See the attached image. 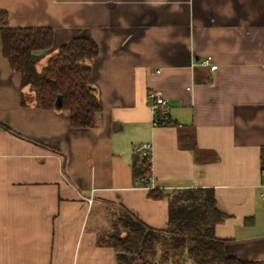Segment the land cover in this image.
I'll use <instances>...</instances> for the list:
<instances>
[{
  "label": "crops",
  "instance_id": "crops-1",
  "mask_svg": "<svg viewBox=\"0 0 264 264\" xmlns=\"http://www.w3.org/2000/svg\"><path fill=\"white\" fill-rule=\"evenodd\" d=\"M0 12L8 28L53 31L41 60L93 40L100 105L87 129L37 108L0 38V264H116L97 236L119 207L162 230L168 201L150 189L195 188L212 189L227 214L214 229L224 254L264 264V0H0ZM153 90L175 126H153ZM141 143L150 189L133 177Z\"/></svg>",
  "mask_w": 264,
  "mask_h": 264
},
{
  "label": "trees",
  "instance_id": "trees-1",
  "mask_svg": "<svg viewBox=\"0 0 264 264\" xmlns=\"http://www.w3.org/2000/svg\"><path fill=\"white\" fill-rule=\"evenodd\" d=\"M1 52L12 71L20 76V85L29 91L39 109H55L69 114L71 128L95 126L100 105L91 81L90 62L97 56V45L89 38L77 37L60 46L44 66L37 68L41 57L37 51L50 50L53 31L50 28H18L6 26V14L0 12ZM24 102L25 96L21 95ZM159 118L156 126H169ZM0 129L7 130L2 124ZM133 177H150V165L133 155ZM260 166L264 169V146L260 148ZM145 186L146 182H142ZM149 197L167 199L168 223L155 230L119 207L109 231L97 236V244L113 249L116 264H243L224 254V241L214 234L215 226L227 214L216 206L212 189H183L163 192L150 189Z\"/></svg>",
  "mask_w": 264,
  "mask_h": 264
},
{
  "label": "built area",
  "instance_id": "built-area-1",
  "mask_svg": "<svg viewBox=\"0 0 264 264\" xmlns=\"http://www.w3.org/2000/svg\"><path fill=\"white\" fill-rule=\"evenodd\" d=\"M200 64L208 67L210 70H215L216 66L211 62L210 57H206L200 61ZM148 99L150 102L151 116L153 126H156L159 118L167 119L169 114V106L163 97V95L156 90L149 92ZM176 123L172 120H169V126H175ZM134 153L139 155L142 159L146 160L148 163L151 162V145L149 143H141L134 147ZM140 183L146 182L145 187L153 188V180L151 177L143 178L141 177L138 180Z\"/></svg>",
  "mask_w": 264,
  "mask_h": 264
},
{
  "label": "water",
  "instance_id": "water-1",
  "mask_svg": "<svg viewBox=\"0 0 264 264\" xmlns=\"http://www.w3.org/2000/svg\"><path fill=\"white\" fill-rule=\"evenodd\" d=\"M61 107V98L57 97V99L55 100V109L59 110Z\"/></svg>",
  "mask_w": 264,
  "mask_h": 264
},
{
  "label": "rangeland",
  "instance_id": "rangeland-1",
  "mask_svg": "<svg viewBox=\"0 0 264 264\" xmlns=\"http://www.w3.org/2000/svg\"><path fill=\"white\" fill-rule=\"evenodd\" d=\"M47 59L48 58H44V60H41L40 63L38 64L37 68L40 69L42 66H44L46 64Z\"/></svg>",
  "mask_w": 264,
  "mask_h": 264
}]
</instances>
